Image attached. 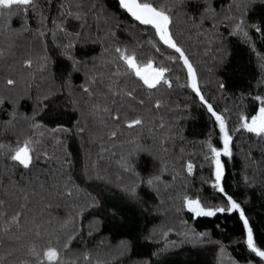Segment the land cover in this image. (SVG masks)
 Here are the masks:
<instances>
[{"label": "snow or ice", "instance_id": "6c2138e0", "mask_svg": "<svg viewBox=\"0 0 264 264\" xmlns=\"http://www.w3.org/2000/svg\"><path fill=\"white\" fill-rule=\"evenodd\" d=\"M117 6L128 20L107 0H0V264H109L99 251L104 240L93 243L104 216L127 224L136 209L153 210L150 200H159L154 210L160 212L165 196L177 213L193 219L238 214L242 244L264 264V247L244 206L248 200L226 191L222 159H233L237 133L255 137L262 160L255 161L250 146L245 167L255 172L243 183L264 196V95L249 94L257 105L254 114L243 100L236 105L233 125V110L218 107L203 77L213 72L205 58L212 55L217 66L224 65L235 39L257 55L258 86L264 85V56L256 47L257 40L264 43V19L252 21L264 0H117ZM89 44L100 46L99 55L79 57L78 48ZM226 90L217 80L220 99ZM185 92L190 95L183 105L173 99ZM25 102L30 112L22 110ZM193 109L212 125L200 142L210 167L202 183L215 193L209 198L189 194L187 178L196 164L185 161L184 147L176 151L177 142L186 140L182 122ZM73 141L78 153L70 150ZM144 158L151 161L147 175L140 167ZM164 227H154L144 239L153 240L158 230L166 238ZM190 232L181 244L206 242L221 257L225 253L208 232ZM74 242L83 246L74 250ZM178 246L171 241L152 255L160 260ZM131 247L122 241L120 256Z\"/></svg>", "mask_w": 264, "mask_h": 264}, {"label": "trees", "instance_id": "16d2710c", "mask_svg": "<svg viewBox=\"0 0 264 264\" xmlns=\"http://www.w3.org/2000/svg\"><path fill=\"white\" fill-rule=\"evenodd\" d=\"M107 5L122 19L128 20L127 17L122 16L118 10L117 0H107ZM264 19V7H257L255 13L252 16V21L259 22ZM14 26L18 27L19 22L14 20ZM257 52L264 56V43L257 40ZM230 56L227 62L222 66H217L213 61L212 55L205 58L207 67L213 68L212 73L206 71L203 72L205 81H208L206 91H210L217 96L218 107L223 109L228 107L233 110V116L231 123H236V111L235 107L243 100L244 105L247 106L249 114H254L256 104L249 99V94L264 95V85L258 86V81L261 79V73L257 55L252 53L251 50L244 44L233 39L229 44ZM99 45H87L79 47L77 54L83 59H88L91 56L99 55ZM222 80L227 90L224 93V98H219V93L215 92L216 81ZM75 82H80V77L75 78ZM190 95V92H185L183 95L174 96V100H178L181 105L185 103V97ZM22 110H31V105L28 102L22 104ZM69 115H72L69 113ZM212 129V125L208 119L202 114V110L193 109L189 118L183 120L182 131L186 140L183 144L177 142L176 151L179 152V147H184V159L187 161L191 159L196 164L195 173L192 177H188V192L190 195L199 194L203 198H209L214 195V190L209 187L208 184L202 183V180L209 178L210 167L204 161V151L201 148L200 142L208 137ZM213 143L219 146L218 135H212ZM256 138L250 136L247 133H237L233 141V159L226 161V173L224 185L229 194L234 195L239 201L248 200L245 204L247 215L254 226V232L257 238L258 246L264 247V196L261 194V190L245 189L243 183V177L248 175L250 179L253 178L254 169H246L245 167V153L248 152L249 147L253 152V158L258 163L262 160L259 148L255 143ZM51 147V146H50ZM70 150L74 153H78L79 146L76 141L71 142ZM203 165V167H201ZM140 167L144 169V174L151 170V161L144 158L141 161ZM164 179L170 181V176L166 173ZM255 182L260 183L259 173H255ZM81 187L87 191H92V188L87 184H81ZM179 190V185H177ZM95 195V192H93ZM143 195V193H142ZM218 195V194H216ZM105 196L113 198L111 192H106ZM165 199V207L170 210L165 212V207L160 209V212L154 210V204H159V200H150L148 207L153 209L150 212H144L141 209H136L134 213L128 214V222L125 224L121 217L110 219L108 216H104L105 223L101 226L100 232L93 238V243L104 240V245L99 249L102 258L107 259L109 264H139L140 261L149 260L151 264H220V252L219 248L213 244H207L206 242L202 246L193 247L192 243L184 240L183 234L179 233V224L182 220H187L188 224H180V228L183 231H190L195 228L197 233L208 232L212 240L220 241L225 247V252L228 255L229 264L231 260H238L239 264H247V261L251 258L254 264H259V259L250 257L246 248L242 244V224L239 221L238 214L232 215H218L213 218H198L193 219L186 212L177 213L172 207L173 201L169 200L167 196ZM218 203L219 200L212 201ZM175 203H179L178 201ZM65 209H60L59 214L63 215ZM56 210H54V215ZM174 215L177 224H173L170 227H164V230H175L178 227V231H169L168 236L165 238L157 232L155 238L151 241L145 240L144 237L148 233L159 225L166 223L168 216ZM85 228H87V221H85ZM182 239H180V238ZM122 241H128L132 247L124 255L120 256L119 246ZM171 241H176V248H171L170 251L162 256L160 260H157L152 253L161 249L165 245H171ZM83 245L74 242L73 249L79 250Z\"/></svg>", "mask_w": 264, "mask_h": 264}, {"label": "rangeland", "instance_id": "374dc122", "mask_svg": "<svg viewBox=\"0 0 264 264\" xmlns=\"http://www.w3.org/2000/svg\"><path fill=\"white\" fill-rule=\"evenodd\" d=\"M174 215H171V216H168L167 218H166V223H164V224H162V225H164L165 227H166V229H167V227H170V226H172L173 224L175 225V224H177V222H176V220H175V217H173ZM180 224H182V223H180ZM180 224H179V233H184V232H186V231H183L181 228H180ZM159 231V230H158ZM157 231V232H158ZM166 231V230H165ZM168 232H169V230H167ZM170 231H178V227H176L175 228V230H170ZM187 232H189V235H191V232L190 231H187ZM162 237H163V235H162ZM183 237H184V235H183ZM180 238V237H179ZM181 239V238H180ZM182 240V239H181ZM220 264H229V259H228V255H227V253L225 252L224 254H223V256L221 257V255H220Z\"/></svg>", "mask_w": 264, "mask_h": 264}]
</instances>
